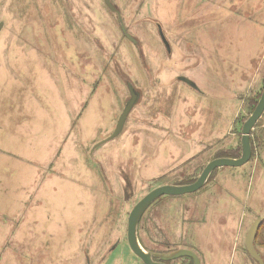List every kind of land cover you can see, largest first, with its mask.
Returning a JSON list of instances; mask_svg holds the SVG:
<instances>
[{"label": "rangeland", "instance_id": "rangeland-1", "mask_svg": "<svg viewBox=\"0 0 264 264\" xmlns=\"http://www.w3.org/2000/svg\"><path fill=\"white\" fill-rule=\"evenodd\" d=\"M112 2L138 46L103 0H0V264H143L127 241L136 204L241 157L264 92V0ZM128 83L140 102L92 152L114 132ZM250 140L247 165L150 207L138 231L146 252L256 264L244 240L262 219L264 257V115Z\"/></svg>", "mask_w": 264, "mask_h": 264}, {"label": "water", "instance_id": "water-1", "mask_svg": "<svg viewBox=\"0 0 264 264\" xmlns=\"http://www.w3.org/2000/svg\"><path fill=\"white\" fill-rule=\"evenodd\" d=\"M106 8L114 15L117 16L120 31L122 35L130 41L132 44L137 45V41L128 33V30L124 24L121 12L113 4L112 0H103ZM4 28V23H0V32ZM161 33V32H160ZM161 38L163 39L166 47L169 50V46L161 33ZM180 81L190 86L197 92H200L199 88L195 83L186 78H180ZM127 88L130 94V98L125 104V107L122 111L121 116L118 119L116 128L112 135L107 139L99 142L93 147L92 152H95L97 149L115 141L121 133L123 132L126 123L129 119L130 114L134 108L138 105L141 95L135 89L133 84L128 83ZM264 115V92L261 96L260 101L258 102L255 110L251 116L244 123L242 128V138H241V149L242 154L239 159H230V158H219L210 162L200 177L192 184L188 185H165L161 186L147 196H145L136 206L133 208L129 215L128 219V229H127V241L130 250L143 262V264H168L170 262H175L180 259H191L194 264H201L199 256L190 250H180L170 255H153L146 252L140 245L138 231L141 224V220L145 213L150 209V207L162 197H180L185 195H191L199 192L210 180L212 174L221 168H241L247 165L253 154V148L251 144V133L257 125L258 121ZM263 220H256L253 225L250 227L246 239H245V248L249 257L256 261L258 264H264V261L255 247V241L258 235V231L262 224ZM116 245L112 248L114 249Z\"/></svg>", "mask_w": 264, "mask_h": 264}, {"label": "flooded vegetation", "instance_id": "flooded-vegetation-1", "mask_svg": "<svg viewBox=\"0 0 264 264\" xmlns=\"http://www.w3.org/2000/svg\"><path fill=\"white\" fill-rule=\"evenodd\" d=\"M117 8V7H116ZM118 9V8H117ZM119 10V9H118ZM114 15V14H113ZM116 16V15H115ZM124 21V20H123ZM157 30H158V35H159V37H160V39H161V41H162V43H163V45L165 46V49H166V51H167V53L168 54H171V47H170V44H169V42H168V40L166 39V37H165V34H164V31H163V29H162V27L160 26V25H158L157 26ZM163 34V36H164V38H165V40H166V42H167V44H168V46H169V50H168V48L166 47V44L164 43V41H163V39L161 38V33ZM129 33V32H128ZM134 38V37H133ZM126 39V38H125ZM135 39V38H134ZM136 40V39H135ZM137 41V40H136ZM130 42V41H129ZM131 43V42H130ZM134 45V44H133ZM135 46H138V41H137V45H135ZM180 78H185V77H180ZM180 78L178 79V81L179 82H181L180 81ZM187 79V78H186ZM181 83H183V82H181ZM194 83V82H193ZM183 84H185V83H183ZM185 85H187V84H185ZM134 86V85H133ZM188 86V85H187ZM135 87V86H134ZM190 87V86H189ZM198 87V86H197ZM191 88V87H190ZM135 89H136V87H135ZM137 90V89H136ZM194 90V89H193ZM138 91V90H137ZM139 92V91H138ZM140 93V92H139ZM140 95H141V93H140ZM141 98H142V95H141ZM141 98H140V100H141ZM140 102V101H139ZM257 239V238H256ZM255 243H256V241H255ZM256 247V246H255ZM245 250H246V248H245ZM257 250V249H256ZM190 251H193V250H190ZM258 251V250H257ZM195 253V252H194ZM247 253V252H246ZM259 253V252H258ZM260 254V253H259ZM248 255V254H247ZM249 256V255H248ZM260 256H261V254H260ZM262 257V259H263V261H264V257L263 256H261ZM200 258V257H199ZM251 259V258H250ZM182 260H186V259H182ZM189 260H191V259H189ZM252 260V259H251ZM201 261V260H200ZM254 263H256V264H258L256 261H254V260H252ZM193 262V261H192ZM172 262H170V263H168V264H171ZM194 264V263H193Z\"/></svg>", "mask_w": 264, "mask_h": 264}, {"label": "crops", "instance_id": "crops-1", "mask_svg": "<svg viewBox=\"0 0 264 264\" xmlns=\"http://www.w3.org/2000/svg\"><path fill=\"white\" fill-rule=\"evenodd\" d=\"M236 194H239V192H237ZM229 225H231V226H232V225L235 226L234 224H229ZM229 225H225L224 227L229 228ZM235 227H236V226H235ZM235 227H234V228H235ZM240 228H241V227H239L238 230H241ZM228 237L230 238V236H228ZM245 239H246V238H245ZM244 241H245V240H244ZM225 258H226V255H225Z\"/></svg>", "mask_w": 264, "mask_h": 264}, {"label": "bare ground", "instance_id": "bare-ground-1", "mask_svg": "<svg viewBox=\"0 0 264 264\" xmlns=\"http://www.w3.org/2000/svg\"><path fill=\"white\" fill-rule=\"evenodd\" d=\"M178 261V260H177Z\"/></svg>", "mask_w": 264, "mask_h": 264}]
</instances>
